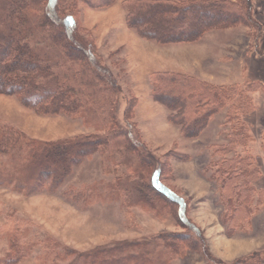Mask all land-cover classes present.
Returning a JSON list of instances; mask_svg holds the SVG:
<instances>
[{
  "label": "trees",
  "instance_id": "trees-1",
  "mask_svg": "<svg viewBox=\"0 0 264 264\" xmlns=\"http://www.w3.org/2000/svg\"><path fill=\"white\" fill-rule=\"evenodd\" d=\"M79 2L104 8L114 0H0V93L14 96L40 115L79 118L94 131L43 142L0 121V186L23 195L41 188L54 192L74 167L101 153L102 174L110 178L70 186L63 195L84 205L118 202L125 214L139 207L161 218L171 211L159 201H150L147 187L180 202L156 182L161 172L159 168L150 172L149 156L139 149L134 127L119 126L112 105L114 82L90 49L88 36L75 30ZM121 6L126 25L156 43L197 42L211 29L240 25L251 29L253 47L262 37L251 0H122ZM148 82L151 98L170 111L168 121L184 137H197L217 112L225 111L224 125H230L226 142L214 146L202 174L214 184L224 234H247L264 206V190L256 185L262 174L249 151L253 139L244 118L254 110L249 94L264 92V84H215L171 70L150 72ZM260 149L264 156V130ZM130 173L138 179L133 180ZM9 214L12 231L1 233L8 239V248L0 264L25 259L36 247L35 264H172L187 251L198 250L207 264H264L263 249L230 263L211 257L194 226L187 227L200 244L188 233H165L76 252L49 234L29 235L27 228H19L23 219Z\"/></svg>",
  "mask_w": 264,
  "mask_h": 264
},
{
  "label": "rangeland",
  "instance_id": "rangeland-1",
  "mask_svg": "<svg viewBox=\"0 0 264 264\" xmlns=\"http://www.w3.org/2000/svg\"><path fill=\"white\" fill-rule=\"evenodd\" d=\"M121 1L114 0L104 8L79 2L75 30L78 35L88 36L90 49L114 82L112 105L119 126L125 129L134 127L139 149L142 147L149 156L150 172L158 168L161 172L156 182L180 203L160 196L150 186L146 190L150 194L149 200L159 201L171 211L169 214L160 218L139 207L131 208L125 214L118 202L84 205L81 201H72L63 195L68 187L110 178L102 174L101 153L93 154V158L74 167L54 192L41 188L23 195L0 186V226L4 224L0 232V256L5 255L8 248V239L1 237V233L12 231L13 223L9 222L12 218H8L10 211L23 219L19 228H27L29 235L40 238L42 234H49L76 252L165 233H188L200 244L187 226L197 228L210 256L224 263L264 250V206L254 216L250 232L226 236L219 220L222 207L214 184L202 174L214 146L226 142L230 125H224L225 111L217 112L197 137H184L179 127L168 121L170 111L151 98L148 82L150 72L171 70L215 84H264V0H251L252 14L263 28L256 48L248 34L251 29L244 25L211 29L197 42L156 43L126 25ZM249 95L254 110L244 120L253 139L249 151L256 156L262 174L256 185L264 190V156L260 149L264 130V92L259 89ZM0 121L43 142L94 132L79 118L63 114L40 115L22 106L14 96L2 93ZM182 155L187 159H182ZM130 176L133 180L138 179L135 173ZM38 249L34 248L29 257L14 264H35ZM172 264H207V260L200 250L187 251Z\"/></svg>",
  "mask_w": 264,
  "mask_h": 264
}]
</instances>
